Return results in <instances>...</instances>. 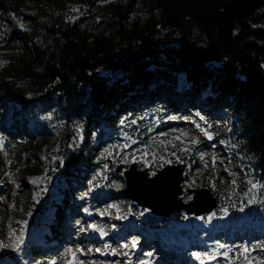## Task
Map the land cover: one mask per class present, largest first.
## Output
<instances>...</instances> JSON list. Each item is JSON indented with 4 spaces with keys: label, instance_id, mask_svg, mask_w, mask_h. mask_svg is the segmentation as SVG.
Listing matches in <instances>:
<instances>
[{
    "label": "trees",
    "instance_id": "trees-1",
    "mask_svg": "<svg viewBox=\"0 0 264 264\" xmlns=\"http://www.w3.org/2000/svg\"><path fill=\"white\" fill-rule=\"evenodd\" d=\"M175 99L224 111L222 127L213 118L209 130L213 143L224 141L233 152L226 173L236 190L229 193L214 166L202 170L200 186L212 190L218 209L262 219L264 0H0V142L16 186L14 215L37 219L46 243L55 244V253L33 249L38 264L67 262L66 239L84 187L108 194L118 188L113 178L122 150L111 147L104 183L96 174L108 139L126 132L156 155L162 144L151 139L144 109L164 127ZM17 122L18 142L11 132ZM192 138L163 146L184 164V177H197L202 162L201 139ZM22 152L29 156L24 162ZM217 212L212 229L222 236L232 222ZM147 222L160 226L152 216ZM254 248L249 259L260 264ZM229 253L237 254L236 264L244 258L233 243Z\"/></svg>",
    "mask_w": 264,
    "mask_h": 264
},
{
    "label": "rangeland",
    "instance_id": "rangeland-1",
    "mask_svg": "<svg viewBox=\"0 0 264 264\" xmlns=\"http://www.w3.org/2000/svg\"><path fill=\"white\" fill-rule=\"evenodd\" d=\"M177 76V83L181 85L182 74L179 73ZM176 88L179 89V86L177 85ZM171 106L174 113L171 117L165 119L166 125L164 127L159 125V121L154 115L146 108L144 109L146 120L151 122L147 125V128L150 129L151 139H155L162 144L161 151L156 152V155H149L145 146L130 138L126 132H118L108 139L110 147L105 150L104 159L100 164L103 171L100 170L96 174L99 177V182L104 183L106 181V176L104 175L106 163L113 164L111 147L115 146L117 150H122L123 159L120 163L125 165L119 172L115 171L113 178L118 188L109 194L105 189L95 190L97 191L96 194H98L95 197H93L95 192H92L94 188L91 189L86 186L82 189L81 194L85 196V199L84 202L77 203L80 215L78 214L77 221L74 223L75 226L72 227L70 235L66 239V245L69 247L71 255L68 262L64 264H97L98 262L126 264L127 259L131 260L137 251V264H171V259L175 254V251L173 252L174 247L183 248L185 254L188 251L192 252L194 254L192 259L197 264H236L237 254L230 255L229 253L232 243L234 247L237 246L238 251L244 256L238 264H252L248 254H250L255 244L259 245L257 250L254 249L257 258L264 261V228H261V225L264 227V218L250 220L249 216L244 213L229 212L232 213L229 214L226 209H218V207L207 214L199 216L190 215L182 211L173 213L169 218L162 220L159 227L160 231L151 232L149 231L151 228L148 226L147 219L152 215V212L147 208L137 206L128 198L120 196L121 190L126 185L123 170L127 168L125 163L127 159L137 162L140 169L148 168L149 174L152 175L156 168L176 163L172 161L174 158L178 160L175 153H171L166 147L163 148L167 141L175 138L180 142H185L183 139L188 142L193 139L192 137L202 139L198 144L202 166L200 165L199 171L195 172L197 177L186 173L183 179V198L186 201L192 198L193 193H188V189L202 187L200 186L204 178L202 170L209 169L212 166L220 168L225 174V184L231 190L229 193L236 190L235 182L227 178L228 173H226L233 153L224 141L214 145L211 141L212 133L209 130L212 118L219 122L216 125L217 127L221 124L224 111L214 113L208 107H205L204 111L202 109L191 111L185 105L179 108L177 99L172 100ZM11 121L10 114L4 116L6 125L11 124ZM155 126L158 128L152 131L154 128L151 127ZM220 126L222 127V125ZM26 127L32 130V123H27ZM20 128L21 125L17 122L16 130L19 133L22 132ZM209 135L211 139H209ZM3 156L4 153L0 142V262L4 260L5 263L2 261V264H38L33 249L36 248L35 245H38L37 248L42 247L38 243L46 246L47 243L44 239L45 230L38 224L37 219L21 221L14 215L15 206L13 207L12 201L16 196V186L8 175L7 168L9 163ZM20 157L21 162L29 158L24 152L21 153ZM240 177L244 179L245 183H252L249 179L247 180L243 172ZM27 181L30 183L31 178H28ZM28 182L27 184H29ZM254 185L256 187L252 185V188L257 189L258 185ZM28 194L32 201H36L37 197L32 190L29 189ZM216 210H218L217 213L225 216L223 219L231 220L232 222L223 234L227 240L226 244L215 237L211 230V219H213ZM176 214L184 215L186 221H177ZM108 215L111 216L108 217ZM205 216L206 218H204ZM51 217L52 214L49 212L44 221H50ZM117 225H120L116 227L119 231L117 236H122L123 242L127 241L131 244L127 250L121 248L120 242L113 240L112 232H115V226ZM105 226H108V229ZM132 228L135 232L126 236V231ZM83 233L94 237L82 241ZM152 234L155 236L159 235V239L166 238L167 242L171 244L168 245L167 252H159L155 241L148 244L144 243L146 236H151ZM97 236L109 239L105 249H101V246L98 245ZM156 241L159 242L161 240ZM247 244L249 245L246 246ZM53 245L55 244H50L51 247ZM220 245H224V247H220ZM50 246L46 249L43 248L45 253L51 248ZM245 248L249 249V251L245 252ZM98 250H101L106 256L98 258L95 255ZM123 254L128 256L124 260L121 259ZM185 254L181 258H186ZM219 254L222 255L218 256ZM197 256H199V259ZM52 262L58 264L56 260H52L48 264H52Z\"/></svg>",
    "mask_w": 264,
    "mask_h": 264
},
{
    "label": "water",
    "instance_id": "water-1",
    "mask_svg": "<svg viewBox=\"0 0 264 264\" xmlns=\"http://www.w3.org/2000/svg\"><path fill=\"white\" fill-rule=\"evenodd\" d=\"M123 170L125 188L120 196L136 202V205L148 208L160 219L173 213L186 212L199 216L207 214L218 206L217 197L209 187L188 189L193 193L189 201L183 199L184 164H166L161 169L149 174L148 168L140 169L135 161L126 160ZM124 163L116 167L119 172Z\"/></svg>",
    "mask_w": 264,
    "mask_h": 264
},
{
    "label": "bare ground",
    "instance_id": "bare-ground-1",
    "mask_svg": "<svg viewBox=\"0 0 264 264\" xmlns=\"http://www.w3.org/2000/svg\"><path fill=\"white\" fill-rule=\"evenodd\" d=\"M146 237H148V236H146ZM159 237H160V236H154L153 238H151V240H150L149 242H147V243L144 242V243H145V244H148V243H151V242H153V241H155V240H160ZM161 240H162V239H161ZM167 248H169V246L166 247V252L168 251ZM183 251H184L183 248L176 249V254H180V256H181V255L184 253ZM184 254H185V253H184ZM185 255H186V256H185L186 258H183V259H182V258H181V259L178 258V260H177L175 263H172V262H171V264H186L187 262H194L193 259H192V257H193L194 254H193L192 252H189V251H188ZM2 261H4V260H1V262H2ZM183 261H185V262H183ZM1 262H0V264H2ZM4 263H5V261H4ZM206 264H207V263H206Z\"/></svg>",
    "mask_w": 264,
    "mask_h": 264
},
{
    "label": "snow or ice",
    "instance_id": "snow-or-ice-1",
    "mask_svg": "<svg viewBox=\"0 0 264 264\" xmlns=\"http://www.w3.org/2000/svg\"><path fill=\"white\" fill-rule=\"evenodd\" d=\"M205 134L207 135V133H205ZM209 139H211L210 135H209ZM253 187H256V185H253ZM241 210H243V209H241ZM93 227H95V226H93ZM220 247H224V245H220ZM244 251L248 252L249 249L245 248ZM225 255H227V253H225ZM197 258L199 259V256H197ZM245 259H247V257H245ZM52 264H55V262H52ZM260 264H264V261H261Z\"/></svg>",
    "mask_w": 264,
    "mask_h": 264
}]
</instances>
